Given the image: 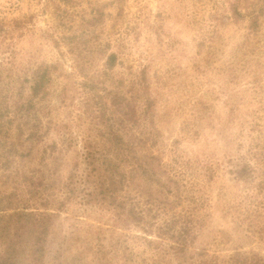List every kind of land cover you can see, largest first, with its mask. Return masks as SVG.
Instances as JSON below:
<instances>
[{"label": "rangeland", "instance_id": "obj_1", "mask_svg": "<svg viewBox=\"0 0 264 264\" xmlns=\"http://www.w3.org/2000/svg\"><path fill=\"white\" fill-rule=\"evenodd\" d=\"M112 53L118 60L107 70ZM12 56L17 69L13 80L6 63ZM1 63L0 102L13 81L28 95L33 71L53 67L42 116L50 110L45 123L51 119L52 128L55 123L71 124L78 150L84 131L101 116L98 106L111 107L109 92L124 82L121 90L128 99L136 96L132 84L145 70L149 87L145 94L155 101L154 124L143 113V99L137 100L142 126L152 132L151 139L137 142V150L140 156L157 158L152 165L163 179L168 176L161 165L169 166L172 181L167 179L170 190L165 192L174 203L166 201L168 214L192 208L190 199L204 195L208 204L201 212L208 217L194 247L224 258L237 250L264 256V240L241 239L245 231L254 230L248 225L257 218L239 204L256 191L235 180L227 163L237 154L238 144L246 152L251 138L264 147V0H0ZM48 138L47 144L61 143L54 130ZM74 162L72 150L61 168L64 179ZM205 163L214 169L207 171ZM173 169L179 177L173 176ZM2 181L0 194L12 190ZM137 182L141 200L150 191L163 202L166 196L156 185L149 186L144 177ZM176 195L181 196L179 201ZM58 197L63 200V193ZM84 210L76 202L67 204L54 220L47 264H70L74 259L76 264H99L98 242L85 235L89 225L107 224L108 216ZM74 215L82 216V221L77 223ZM235 216L249 218L241 233L236 231ZM257 222L262 225L264 215ZM72 224L78 225L75 236L80 241H70ZM61 239L65 244L60 248ZM129 244L138 254L136 264L155 252L138 240ZM87 245L94 251L84 249ZM161 264L178 262L168 258Z\"/></svg>", "mask_w": 264, "mask_h": 264}, {"label": "trees", "instance_id": "obj_2", "mask_svg": "<svg viewBox=\"0 0 264 264\" xmlns=\"http://www.w3.org/2000/svg\"><path fill=\"white\" fill-rule=\"evenodd\" d=\"M233 11L240 15L237 8ZM256 23L254 20L253 25ZM13 57L6 62L12 80L13 70H17L13 68ZM117 60V54H110L106 69L112 70ZM2 68L1 63L0 79ZM52 69V66L37 67L33 71L28 95H25L23 87L17 89L13 81L7 96L0 102V169L3 171L0 180L12 189L0 194V264H47L45 257L52 243L49 235L54 220L67 204L74 202L84 207V213L89 209L98 211L103 218L108 216L107 224L89 225L85 235L86 239L98 242L95 253L101 256L97 260L99 264H114L115 259L116 264H136L138 254L129 244L131 240L141 241L155 251L149 259L143 258L142 264L148 260L150 264H161L168 258L169 262L175 260L178 264H264V256L257 253L237 250L224 258L194 247L204 227L203 219L208 217L201 212L208 204L204 195L190 199L195 204L192 208L185 207L178 214H168L166 201L174 203L165 192L166 188L170 190L167 179L172 181L169 166L161 165L168 176L163 179L152 165L157 158L140 156L137 150V142L142 143L143 140L144 143V140L152 138L151 129L147 125L142 126L137 100L143 99V113L146 117L150 115L154 124L155 101L150 94H145L149 90L145 70L132 84L136 96L128 99L126 92L121 90L124 82L115 92H109L111 107L105 110V105L102 104L104 108L98 106L101 116L90 131H84L87 134L81 132L85 135L82 148L78 150L75 147L77 134L71 124L55 123L52 128L51 119L45 123L50 110L42 116V100L48 95ZM256 119L255 123L259 125L260 118ZM78 125L82 129V124ZM52 130L59 134L61 143L53 141L47 144L46 139ZM243 148L238 144L237 154L227 158L231 167L229 174L248 186V191L255 189L256 194L247 196L246 203L240 202L239 206L250 209L248 213H253L258 219L264 215V147L251 138L245 153L241 152ZM72 150L75 162L64 179L61 168ZM205 165L207 171L214 169L212 164ZM171 171H175L173 176L179 177L175 169ZM140 177H144L149 186H157L163 197L166 196L163 202L155 199V194L150 191L141 200L143 194L135 188ZM59 192L63 193V200L58 197ZM260 195L261 200H258ZM175 197L179 201L181 196ZM81 217L74 215L72 218L78 223L82 221ZM248 219L235 216L238 233L244 231V223ZM257 219L250 221L248 229L254 230L245 231L247 234L241 236L243 242L253 238L264 240V223L258 224ZM70 227L74 230L70 241H80L81 238L75 236L78 225ZM132 229L142 233L131 234ZM59 241L61 248L65 239ZM84 249L94 251L88 245ZM81 254L85 256L83 252ZM70 264H76V260Z\"/></svg>", "mask_w": 264, "mask_h": 264}]
</instances>
